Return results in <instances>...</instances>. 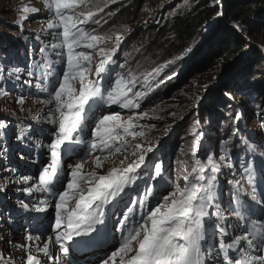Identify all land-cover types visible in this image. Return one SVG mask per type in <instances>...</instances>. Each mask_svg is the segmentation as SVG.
<instances>
[{
  "label": "snow or ice",
  "instance_id": "1",
  "mask_svg": "<svg viewBox=\"0 0 264 264\" xmlns=\"http://www.w3.org/2000/svg\"><path fill=\"white\" fill-rule=\"evenodd\" d=\"M110 2L115 3L116 0ZM43 5L52 13L47 28L62 29L53 35L57 42L52 43L50 48L55 56L63 58L66 55L67 69L55 72L53 64L47 57H43L41 62L34 64L28 71V76L36 80L34 87L38 92L48 94L49 98L43 103L55 105L54 108H49L46 119L56 127L49 136L50 142L38 145L47 148L50 162L39 171L35 183L24 191L30 195L34 192L51 193L57 185L63 187V190L56 191V199L52 204L47 199H39L33 202L31 208L23 201L19 202V207L35 213H45L49 207H54V241L64 255L69 254L72 245L91 241L94 234L107 228L112 216L118 215L119 218L114 223L118 225L115 230L121 233V240L118 241V247L106 258H101L98 264H264V142H253L238 126L232 127L228 139L220 142L222 154L219 162L208 154L210 150L206 151L205 160L202 161L196 157L198 152L204 150L201 143L203 133H197L200 122H195L196 127L192 133L194 139L189 149L194 158V166L191 171H185L182 176L184 185L181 187L178 180L170 184L162 163L155 162L158 150L156 145L136 141L137 137L145 136L143 129L146 126L139 125L140 131H136L135 127L149 112H133L126 121L122 120L118 112L102 113L94 120L91 132L93 139L86 155L98 150L108 153L130 151L133 161L126 167H113L106 175L98 176L95 172L85 174L82 171L85 160L81 158L68 166L70 179L67 180L66 187L63 186V156L74 152L75 145L83 143L74 134L82 132L90 119L88 113L92 109L89 102L101 106L100 102L103 101L122 109H138L141 106L138 98H144L146 93L133 92L139 80L132 71L127 76L116 73L114 80L112 78L113 69L110 65L117 64L113 57L124 39L120 32L96 34L95 29L86 31L81 27L89 20H94L98 13H102L106 4L101 7L94 6L92 0H43ZM181 7L190 8L189 0H183ZM19 11L36 13L38 9L23 5ZM27 19V15H21L14 23L21 25ZM94 23L100 25L101 21L95 19ZM234 27L239 28V25ZM113 35L117 41L116 47H104V42L111 40ZM81 47L93 50L99 57L94 73L91 72L93 54L90 51H77ZM65 48L66 54L63 51ZM191 51L192 48L189 47L185 54ZM40 52L45 53V48L42 47ZM182 58L183 56L177 59ZM175 62L166 61L164 65L144 75V85L150 90L149 81ZM126 64L127 61L117 66L124 69ZM5 69L9 78L15 76L17 80L20 79L17 75L20 69L7 68L5 65L0 67V75ZM33 69L38 70L39 74ZM89 75H94L96 79H88ZM77 78L78 90L72 83ZM101 81L106 83L102 84ZM163 82L161 80L159 83ZM24 83L32 86L33 79L25 80ZM7 94L4 88H0V96ZM225 95L234 99L230 93ZM16 102L23 104V96ZM86 105L89 107L86 108ZM255 107L261 121H264V99ZM171 115L175 116V113ZM241 115L236 112L232 117L233 123L240 121ZM261 126L264 127V124ZM147 127L155 128V125ZM5 128V122L0 121V129ZM129 136L132 140L126 138ZM24 138L23 133L17 137ZM234 149H239L241 153L235 161ZM124 159L128 157L125 156ZM95 163L97 167H102L99 156ZM120 163L123 165L124 160ZM234 167L240 178L227 179L229 188L225 193L219 174L223 168L231 172ZM141 173L147 181H156L159 191H167L169 187L172 190L162 195L156 206L141 213L138 222L134 219L137 206L144 208L147 198L154 196L157 189L148 186L142 195L130 199L122 208L120 205L126 189L141 178ZM31 180L33 177H23L19 182L28 184ZM81 181L89 185L86 191ZM72 200H75V206L69 208ZM109 208L112 216L109 215ZM40 226L42 225L38 223L37 230ZM25 239L34 241L40 237L29 233ZM51 243L52 237H49L48 242L42 248L38 247L37 251L56 264L59 257L52 256ZM19 247L28 248L26 264H42L38 257L31 254L30 245Z\"/></svg>",
  "mask_w": 264,
  "mask_h": 264
},
{
  "label": "rangeland",
  "instance_id": "2",
  "mask_svg": "<svg viewBox=\"0 0 264 264\" xmlns=\"http://www.w3.org/2000/svg\"><path fill=\"white\" fill-rule=\"evenodd\" d=\"M130 1L116 0L115 3H111L110 0H92L94 6L107 5L102 13L94 17V20L99 19L101 23L97 25L94 20H89L81 27L86 31L95 29L96 34L120 32L124 39L113 57L117 64L110 65L113 69L112 78L114 80L116 73L127 76V73L132 71L139 80L133 92H145L146 96L138 98L141 105L138 109H122L103 101L100 102L101 106L89 102L92 109L88 113L90 119L82 132L74 134L83 143L75 145L74 152L63 156L64 187L70 179L68 166L81 158L85 160L82 171L85 174L95 172L98 176L106 175L113 167H126L133 161L134 157L130 151L108 153L98 150L86 155L89 153L88 145L93 139L91 132L94 128V120L102 113L118 112L122 120L126 121L133 112H149V115L139 120L135 127L136 131H140L139 125L146 126L143 129L145 136L137 137L136 141L156 145L158 150L155 153V162L158 163L166 158L164 171L166 178L170 184L178 180L181 187L184 185L182 176L185 171H191L194 166V158L189 149L194 139L193 131L191 132L194 129L192 125H195L196 121L200 122L197 133H203L201 143L204 146V150L198 152L196 159L202 161L205 160L206 151L210 150L208 154L213 155L219 162V156L222 154L220 142L228 139L232 127L235 126H238L244 135L250 136L253 142H264V127L261 126L264 121H261L255 107L264 99V24L257 27L254 33H250L239 24L229 22V19L226 21L225 12L221 11L222 15L218 16V32L208 44L202 43L204 37L201 34L196 37L190 53L176 54L175 48L168 47L165 50L161 48L163 40L159 43L155 42L165 28L167 21L165 23L164 21L167 15L185 9L181 7L183 0H150L142 10H139L138 6L133 10L123 7ZM192 1L189 0V3L191 4ZM23 5L29 8L35 7L38 11L21 13L19 9ZM116 8L120 10L116 13L112 12ZM21 15H27L28 19L17 25L14 21ZM51 16L52 13L44 7L43 0H0V67L6 65L7 68L20 69L17 73L19 80L15 76L9 78L6 69L0 75V88H4L8 93L0 96V121L6 124L5 129H0V264H26L28 248L21 249L19 245L31 243V254L35 256L32 247L44 245L49 237H52L51 244L54 247L55 255L52 256L59 257L60 260L56 264H98L101 258H106L118 247V241L121 240V233L115 230L118 225L114 223L119 216H112V210L109 208L108 212L112 219L108 221L107 228L94 234L92 240L87 243L72 245L69 254L64 255L54 241V207H49L45 213L25 211L19 207V202L23 201L31 208L33 202L39 199H47L52 204L56 199V191L63 190V187L57 185L51 193L34 192L30 195L24 191L26 187H31L35 183L39 171L50 162L47 148L38 145L48 144L49 136L56 127L46 119L49 108H54L55 105L43 103L49 98L48 94L38 92L34 87L36 80L28 76V71L34 64L41 62L43 57H47L53 64V71L59 73L62 69H67L66 55L63 58L55 56L50 48L52 43L57 42L53 39V35L57 31H62V29L47 28ZM234 25H239V28ZM232 28L238 30L246 46L233 55L222 52L203 59L202 56L209 49V45L216 43ZM116 45L117 41L113 35L112 39L106 40L103 46L112 48ZM42 47L45 48L43 54L40 52ZM81 50L92 52L91 72L94 73L99 57L93 50L82 47L77 49V51ZM63 51L66 54L67 49ZM193 52L195 54H192ZM181 56L182 59H177ZM2 58L5 65L2 64ZM169 60L176 62L164 68L160 77H155L150 84V90L146 86L148 89L145 91L144 75ZM125 61L127 64L124 69L117 66ZM196 62L199 64L195 66ZM33 70L39 74L38 70ZM87 78L96 79L94 75H89ZM28 79H33L32 86L24 83ZM161 80L164 82L159 83ZM72 83L78 90V78ZM101 83L105 84L106 81ZM225 93H230L234 99H230ZM21 96L24 98L23 104L16 102ZM88 107L86 105V108ZM236 112L242 114L241 120L233 123L232 117ZM171 113H175V116ZM149 125H155V128L147 127ZM21 133L26 138L17 139ZM126 138L132 140L130 136ZM181 149L184 151L181 152ZM233 152L235 161L241 153L239 149H234ZM97 156L101 159L102 167L96 166ZM125 156L128 159L125 160ZM121 160H124L123 165L120 163ZM23 177H33V180L24 184L19 182ZM233 178H240L239 174L235 173V167L231 172L223 168L219 174L222 190L225 193L229 188L226 180ZM81 185L85 191L89 186L84 181H81ZM148 186L157 189L156 194L147 198L144 208L137 206L134 219L138 222L141 213L156 206L162 195L172 190L169 187L167 191H159L157 182L147 181L141 173V178L126 189L120 207L122 208L130 199L142 195ZM74 206L75 200L70 201L69 208ZM38 223L42 226L37 230ZM131 226L130 222L129 227ZM29 233L40 237L39 240H34L38 243L36 246L33 245L34 241H26L25 237ZM40 260L42 264H47V261L53 263L52 259Z\"/></svg>",
  "mask_w": 264,
  "mask_h": 264
},
{
  "label": "trees",
  "instance_id": "3",
  "mask_svg": "<svg viewBox=\"0 0 264 264\" xmlns=\"http://www.w3.org/2000/svg\"><path fill=\"white\" fill-rule=\"evenodd\" d=\"M149 1L131 0L123 7L133 10L138 6L137 8L142 10L148 5ZM190 5V8H185L182 12L179 11L175 12V14L167 15V19L164 21V23L167 21L165 28L155 42L159 43L163 40L162 49L175 48L176 54H184L186 49L194 47L196 37L201 34L204 37L202 43L208 44L218 32V16H220L218 14L221 11L225 12L226 21L229 19V22L239 24L245 31L250 33H254L257 27L264 24V0H193ZM222 7L223 9H221ZM119 10V8H116L112 12L116 13ZM245 46L246 43L242 40L238 30L232 28L225 35H222L216 43L210 44L209 49L202 57L203 59H208L213 54L222 52L233 55V53H237ZM192 54H195V52ZM198 62L195 63V66L199 64ZM2 64L5 65L3 58ZM162 73L163 71L156 78L160 77ZM154 80H150L149 84L153 83ZM147 89L145 86V91ZM192 127L194 128L196 125H192ZM158 163H162L165 171L166 158L161 159Z\"/></svg>",
  "mask_w": 264,
  "mask_h": 264
},
{
  "label": "bare ground",
  "instance_id": "4",
  "mask_svg": "<svg viewBox=\"0 0 264 264\" xmlns=\"http://www.w3.org/2000/svg\"><path fill=\"white\" fill-rule=\"evenodd\" d=\"M29 242V241H28ZM31 244V243H30ZM30 244H28V245H30ZM38 243L36 242V241H34V243H33V245L34 246H36ZM31 246V245H30ZM42 248L43 247V245H38L37 246V248ZM31 248V247H30ZM37 248H35V247H32V250H35V251H33V252H35L34 254H35V256L36 257H38L39 259H45V260H50V258L49 257H46L42 252H39V251H37ZM32 252V251H31ZM50 252H51V254H53V255H55L54 254V247L52 246V244H50ZM25 256V255H24ZM23 256V257H24ZM55 257V256H54ZM49 261H47V264H50V263H48ZM53 262V261H52ZM57 262H60V260H58ZM43 264H46V263H43ZM53 264V263H52Z\"/></svg>",
  "mask_w": 264,
  "mask_h": 264
}]
</instances>
